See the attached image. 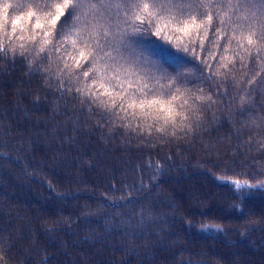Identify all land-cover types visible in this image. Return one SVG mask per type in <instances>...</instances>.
<instances>
[{"label": "trees", "instance_id": "16d2710c", "mask_svg": "<svg viewBox=\"0 0 264 264\" xmlns=\"http://www.w3.org/2000/svg\"><path fill=\"white\" fill-rule=\"evenodd\" d=\"M135 51L166 73L185 59L147 37ZM36 67L0 59V264H264V190L240 201L216 179L264 165V119L242 112L264 118L259 77L249 104L228 85L200 128L145 143Z\"/></svg>", "mask_w": 264, "mask_h": 264}, {"label": "snow or ice", "instance_id": "6c2138e0", "mask_svg": "<svg viewBox=\"0 0 264 264\" xmlns=\"http://www.w3.org/2000/svg\"><path fill=\"white\" fill-rule=\"evenodd\" d=\"M146 37L185 54L176 64L181 70L166 73L141 62L147 58L135 49ZM8 58L35 63V74L54 79L61 93H74L102 124L145 143L154 134L187 136L202 126V113L218 102L231 103L226 86L238 88L245 105L258 77L264 84V0H32L26 8L0 0V59ZM242 112L252 124L264 119L250 115V108ZM238 175L248 178L216 179L234 185L240 201L264 190V165L258 174ZM199 228L224 232L222 223ZM3 252L0 239V260Z\"/></svg>", "mask_w": 264, "mask_h": 264}]
</instances>
